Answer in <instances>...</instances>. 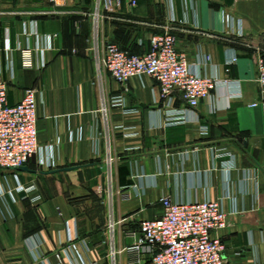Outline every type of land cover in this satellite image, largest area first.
<instances>
[{
    "label": "crops",
    "instance_id": "1",
    "mask_svg": "<svg viewBox=\"0 0 264 264\" xmlns=\"http://www.w3.org/2000/svg\"><path fill=\"white\" fill-rule=\"evenodd\" d=\"M135 1L96 30L99 0H0L9 102L36 89L41 146L27 169L0 167V264L143 263L127 231L165 197L220 200L226 264H264V0ZM166 32L217 81L195 109L180 91L163 99L149 75L123 86L102 60L106 42L144 53Z\"/></svg>",
    "mask_w": 264,
    "mask_h": 264
},
{
    "label": "built area",
    "instance_id": "2",
    "mask_svg": "<svg viewBox=\"0 0 264 264\" xmlns=\"http://www.w3.org/2000/svg\"><path fill=\"white\" fill-rule=\"evenodd\" d=\"M60 4L63 0H51ZM133 5L135 0H131ZM122 5V0H99L96 30L100 19L108 17ZM151 48L144 53H130L117 44L106 42L102 60L109 74L126 86L132 77L149 75L161 87L162 98L170 99L177 91L191 109L207 98L217 81L193 69L186 55L178 49L174 33L152 36ZM235 61V58L229 62ZM25 64L32 66L29 56ZM259 102L264 105V57L259 61ZM184 112L173 113L172 122L184 121ZM41 152L38 134V98L36 89H27L16 104L9 102V85L0 67V167L18 170ZM113 157L109 162H113ZM20 190H25L20 187ZM29 191V190H27ZM40 196L33 197L38 201ZM163 211L153 219L141 220L139 227L127 231L134 239L125 250L133 257H143L140 264H226V245L213 233L228 227L229 213L220 200L179 202L162 198ZM114 220L112 227L114 229ZM117 251L113 248V254Z\"/></svg>",
    "mask_w": 264,
    "mask_h": 264
},
{
    "label": "water",
    "instance_id": "3",
    "mask_svg": "<svg viewBox=\"0 0 264 264\" xmlns=\"http://www.w3.org/2000/svg\"><path fill=\"white\" fill-rule=\"evenodd\" d=\"M27 168H28L27 166H22V167H19V170H25Z\"/></svg>",
    "mask_w": 264,
    "mask_h": 264
}]
</instances>
